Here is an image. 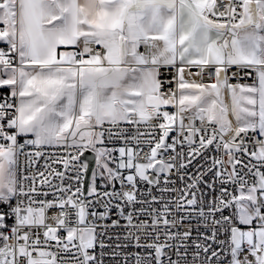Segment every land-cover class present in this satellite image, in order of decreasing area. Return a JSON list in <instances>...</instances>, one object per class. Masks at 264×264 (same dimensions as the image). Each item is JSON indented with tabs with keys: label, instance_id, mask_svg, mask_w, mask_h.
<instances>
[{
	"label": "snow or ice",
	"instance_id": "snow-or-ice-1",
	"mask_svg": "<svg viewBox=\"0 0 264 264\" xmlns=\"http://www.w3.org/2000/svg\"><path fill=\"white\" fill-rule=\"evenodd\" d=\"M0 42V264H104L105 248L117 264H182L190 247L191 264H264V0H0ZM45 147L77 154L31 172ZM193 219L211 235L193 239ZM110 228L122 243H105Z\"/></svg>",
	"mask_w": 264,
	"mask_h": 264
},
{
	"label": "built area",
	"instance_id": "built-area-1",
	"mask_svg": "<svg viewBox=\"0 0 264 264\" xmlns=\"http://www.w3.org/2000/svg\"><path fill=\"white\" fill-rule=\"evenodd\" d=\"M227 2H228V0H217L218 6L220 4H222V3L226 4ZM217 10H220L219 7H218ZM0 48H6V45L4 43H0ZM139 50L141 52L146 51V49L144 48L143 45L140 47ZM189 71H191L193 73H196V72L200 71V68L198 66H192L190 69L186 68V71H185V77L186 78L191 79V80L195 79V80H197L199 82L200 81V77L199 76H195V75L189 76L188 75ZM231 71H236V69L232 68ZM161 72H162V75H164V76H171L172 74L175 73V69H168V70L161 69ZM254 76H255V74L253 73L252 76H250V77L246 76L243 79H239V80H235L234 79V80H230L229 82L230 83H241V84H249V85H251L254 82ZM213 78H214V76H213ZM204 79H205V82H207V76H205ZM172 87H175V85L173 84ZM225 93L227 95L226 104H228L229 108H230V106H231L230 96H229L227 91H225ZM9 94H10V92H9V89L7 87L0 88V102H2L4 97L9 95ZM166 110L169 111L170 113L176 112V109L173 108V107H167ZM229 119L232 120L233 126H235V119H234L233 116H231V114H229ZM152 123H156V121H153ZM121 127L128 129L130 134H133L134 131H135L134 128H131L128 125H121ZM149 130L150 129H148L146 126H141V131H149ZM155 133L158 135L159 134V130L156 129ZM175 135H176V133L174 131L171 132L170 133V138L172 136H175ZM104 144L106 146H109V147H119V146H124V141L114 138L112 140H105ZM133 144H134V142H131L130 146L133 145ZM89 149L92 150L91 148H89ZM89 149H87V150H89ZM32 151H35V149H32ZM42 151L45 153V156L41 157V158H37V163L31 169V172H33V173L36 172L37 170L44 171L45 170L46 160H47V163L50 164L52 168H54V169H56L58 171H64V167H63L62 163H59V162L53 163L52 160L49 159V157H54L57 161H59L61 158L66 157L69 153H71L73 155L77 154V149H75V148H67V149H65L63 147H45V148L42 149ZM85 151L86 150H84L83 153ZM144 151L147 152L148 148L145 147ZM206 155H207V153H206ZM96 156H97V154H96ZM198 163L199 164H203L204 161L202 159L198 158L197 161L193 162V165L190 167L189 171H195L196 165ZM83 164H87V161L80 158V165H83ZM85 174H86V170L81 172V178H82L83 187H84ZM125 174H127V172H125ZM207 178L211 179V176H209ZM48 179L51 180L53 183H56V184L60 183V181L58 179H56L54 176H49ZM249 182L251 183V180H249ZM65 183H67V181H65ZM73 186L75 187V182H73ZM116 187L119 188V183H117ZM139 187H140V189L142 191H144V190H146V188L148 186L146 184H144V183H139ZM153 194L159 195V193H157L155 189H153ZM167 195L168 194L165 193V196H167ZM49 199H51V197H49ZM99 210L102 211L103 209H99ZM69 211L71 213H73L72 219H75L74 210L69 209ZM58 212H59L58 208H53V209H50V210L47 211V215H49V216L56 215V214H58ZM117 218L118 217L115 214V210H113L112 219H117ZM88 219H89V221H91V219H92L91 216H89ZM48 222L49 223H54L53 221H48ZM120 222H121V224L124 223L123 220H121ZM11 223H12V221H9V224H11ZM102 223L110 224L111 221L110 220L103 221ZM186 223H191V225H192V237H193V239H196L198 237V233H203L206 236H210L211 235L210 230L204 228L202 225H199L197 219H193L191 221H186ZM98 231H99V229H98ZM123 233H124V230L122 228H110L109 229V234H111L113 236V239L109 240L107 237H103V239H104L106 244H111V245L114 246L118 242L119 243L123 242V241H117L115 239V235L116 234L123 235ZM61 234L62 235H66L63 232H61ZM219 238L220 239H224L225 237L224 236H220ZM202 242L212 243V241H210V240L209 241H202ZM191 243H192V240H189L188 244L191 245ZM213 247H216V245H213ZM90 251L94 252L99 257V254H100L101 250H100L99 246L97 245V247L94 250H90ZM111 251H112V248H105L104 249V252L106 253V255L103 257L104 264H117V260L119 259V257L117 258V260H114L110 255H107V253H110ZM123 251L127 252V253H133L134 254L137 251H141V250L129 247V248L123 249ZM181 251H183V249H181ZM192 251H193V249L190 247L189 248V256L187 257L186 261H182V264H191V261H192L191 253H192ZM201 256H203V253H201ZM172 258L175 259L176 256L173 254ZM130 264H133V262L130 261Z\"/></svg>",
	"mask_w": 264,
	"mask_h": 264
},
{
	"label": "water",
	"instance_id": "water-1",
	"mask_svg": "<svg viewBox=\"0 0 264 264\" xmlns=\"http://www.w3.org/2000/svg\"><path fill=\"white\" fill-rule=\"evenodd\" d=\"M83 160L87 161V170L85 174V179H84V188L87 189L88 186L90 185V181L92 178V174L96 168L97 164V156L96 152L93 150H86L80 157Z\"/></svg>",
	"mask_w": 264,
	"mask_h": 264
},
{
	"label": "rangeland",
	"instance_id": "rangeland-1",
	"mask_svg": "<svg viewBox=\"0 0 264 264\" xmlns=\"http://www.w3.org/2000/svg\"><path fill=\"white\" fill-rule=\"evenodd\" d=\"M96 147L97 148L107 147V148H113V149H115V148H119V147H122V146H119V147H109V146H106L105 144H97ZM113 155L118 157L119 156V153L118 152H114ZM109 166L110 167H115V164H110ZM98 171H99V169H98V166L96 164V168H95L94 172H98ZM92 176H93V174H92ZM91 183H92V178H91L90 184ZM96 183H97V186H99L102 183V181L99 179V177L97 178Z\"/></svg>",
	"mask_w": 264,
	"mask_h": 264
},
{
	"label": "crops",
	"instance_id": "crops-1",
	"mask_svg": "<svg viewBox=\"0 0 264 264\" xmlns=\"http://www.w3.org/2000/svg\"><path fill=\"white\" fill-rule=\"evenodd\" d=\"M0 43H2V42H0ZM64 50H69V51H71V50H73L72 48H67V49H64ZM186 78V77H185ZM186 79H188V78H186ZM189 80H191V79H189ZM226 100H227V95H226V93H224V101H225V103H226Z\"/></svg>",
	"mask_w": 264,
	"mask_h": 264
}]
</instances>
